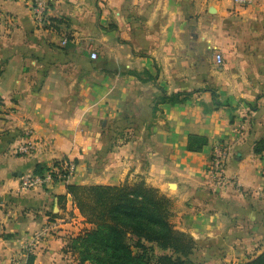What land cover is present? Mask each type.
Instances as JSON below:
<instances>
[{
  "label": "crops",
  "instance_id": "0c3cea01",
  "mask_svg": "<svg viewBox=\"0 0 264 264\" xmlns=\"http://www.w3.org/2000/svg\"><path fill=\"white\" fill-rule=\"evenodd\" d=\"M27 6L0 0V264L26 247L34 264H79L69 244L91 225L67 185L139 180L174 199L194 264L264 252V0H51L45 25ZM28 130L36 149L17 155ZM217 145L240 187L210 183ZM63 159L71 179L21 189Z\"/></svg>",
  "mask_w": 264,
  "mask_h": 264
},
{
  "label": "trees",
  "instance_id": "16d2710c",
  "mask_svg": "<svg viewBox=\"0 0 264 264\" xmlns=\"http://www.w3.org/2000/svg\"><path fill=\"white\" fill-rule=\"evenodd\" d=\"M208 144L203 136L188 137L187 151ZM261 154L264 143L256 145ZM47 167L38 165L35 174ZM80 214L92 227L72 238L69 248L79 264H194V239L171 223V201L144 180L121 186L67 185ZM30 254L26 264H34ZM244 264H264V252Z\"/></svg>",
  "mask_w": 264,
  "mask_h": 264
},
{
  "label": "built area",
  "instance_id": "2783aa9c",
  "mask_svg": "<svg viewBox=\"0 0 264 264\" xmlns=\"http://www.w3.org/2000/svg\"><path fill=\"white\" fill-rule=\"evenodd\" d=\"M51 0H32L34 4V15L36 21L39 24L45 22V16L49 8ZM235 5L238 6H250L255 0H233ZM66 40L64 41V44ZM90 58L97 60L98 54L91 52ZM216 62L221 64L223 57L221 54H216ZM32 130H28L22 134L19 138V143L15 147V153L17 155L25 156L32 154L36 149V142L33 139ZM229 156V148L223 145H217L213 148L211 161H210V172L209 178L210 183L214 187L222 188L232 185L240 187L239 183H234V180L227 178L226 176V161ZM77 164L75 161L70 159H63L59 162H55L43 173V175L28 174L22 177L21 189L29 190L38 186H50L58 182H65L71 179L77 172ZM260 193L264 195V186L260 188ZM32 254V249L26 247L21 258H13L11 264H26L28 256Z\"/></svg>",
  "mask_w": 264,
  "mask_h": 264
},
{
  "label": "rangeland",
  "instance_id": "374dc122",
  "mask_svg": "<svg viewBox=\"0 0 264 264\" xmlns=\"http://www.w3.org/2000/svg\"><path fill=\"white\" fill-rule=\"evenodd\" d=\"M15 1H19V0H15ZM21 1H23L26 5H28L27 7H29L30 9H31V11H32V13H33V16H35L34 15V4H33V2H32V0H21ZM50 5V4H49ZM45 18H46V16H45ZM36 19V18H35ZM38 23V22H37ZM39 24V23H38ZM46 23H44L43 25H45ZM39 25H41V24H39ZM88 52V54H89V51H87ZM50 186H52V185H50ZM165 196V195H164ZM165 197H167V196H165ZM168 198V197H167ZM170 201H171V212H172V216H171V223L173 224V226L175 227V229H177L176 228V224H175V220H176V217H175V213H174V205H175V201H174V199H172V198H168ZM87 222V221H86ZM90 225V224H89ZM92 227V226H91ZM91 227L90 228H84L83 229V231L82 232H85L86 230H88V229H91ZM178 230V229H177ZM83 233H81V235H82ZM186 234H188V233H186ZM188 235H190V234H188ZM195 249H196V244H195Z\"/></svg>",
  "mask_w": 264,
  "mask_h": 264
}]
</instances>
